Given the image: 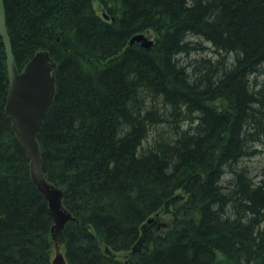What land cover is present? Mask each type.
<instances>
[{
  "label": "trees",
  "instance_id": "trees-1",
  "mask_svg": "<svg viewBox=\"0 0 264 264\" xmlns=\"http://www.w3.org/2000/svg\"><path fill=\"white\" fill-rule=\"evenodd\" d=\"M5 7L19 71L40 50L57 63L38 141L73 219L55 240L0 35V264H53L62 245L66 264H264V166L247 163L264 151V0Z\"/></svg>",
  "mask_w": 264,
  "mask_h": 264
},
{
  "label": "water",
  "instance_id": "water-1",
  "mask_svg": "<svg viewBox=\"0 0 264 264\" xmlns=\"http://www.w3.org/2000/svg\"><path fill=\"white\" fill-rule=\"evenodd\" d=\"M0 35L7 52L9 87L6 111L11 116L14 131L19 136L31 160L34 182L49 202L50 211L55 220L52 231L53 236L56 237L65 224L73 219V215L62 207L63 191L50 183L43 173V159L38 134L45 115L54 100L57 63L50 56L49 50H40L28 61L24 70L19 71L12 51L5 0H0ZM135 41L141 42L147 48L154 44V40L149 39L145 33L134 35L131 43ZM153 221L154 217L148 220V222ZM161 225L166 226L165 224ZM53 264H66V258L63 253L58 251V248Z\"/></svg>",
  "mask_w": 264,
  "mask_h": 264
},
{
  "label": "rangeland",
  "instance_id": "rangeland-1",
  "mask_svg": "<svg viewBox=\"0 0 264 264\" xmlns=\"http://www.w3.org/2000/svg\"><path fill=\"white\" fill-rule=\"evenodd\" d=\"M96 6H97L98 9L100 8V6H98V3H96ZM99 12H101L100 9H99ZM145 34L147 35V37L149 39H154V32L153 31H148ZM247 163L250 166V170H252L253 173H257L261 169V167L264 166V151H262L257 156L251 157L247 161ZM64 248L65 247L62 245V247L58 248V251H60L61 253L65 254V249ZM56 253H57V248L54 247L53 253H52V258L55 257ZM117 255L120 258H122L124 254L119 252Z\"/></svg>",
  "mask_w": 264,
  "mask_h": 264
},
{
  "label": "bare ground",
  "instance_id": "bare-ground-1",
  "mask_svg": "<svg viewBox=\"0 0 264 264\" xmlns=\"http://www.w3.org/2000/svg\"><path fill=\"white\" fill-rule=\"evenodd\" d=\"M96 3H98V2H95V4H96ZM5 8H6V7H5ZM6 16H7V14H6ZM104 16H105L106 19H108V17H109L108 15H104ZM7 25H8V22H7ZM135 42H139V41H135ZM135 42H134V43H135ZM140 43H141V42H140ZM130 44H133V43H131V40H130ZM4 45H5V44H4ZM141 45H142V43H141ZM142 46H143V45H142ZM144 47H145V46H144ZM6 102H7V101H6ZM16 134H17V133H16ZM48 203H49V202H48ZM65 211H66V210H65ZM50 212H51V211H50ZM52 217H53V216H52ZM53 220H54V218H53ZM54 225H55V220H54ZM54 225H53V227H52V230H53V228H54ZM52 234H53V231H52ZM53 238L56 240V237L53 236ZM56 248H60V247H59V246H56ZM107 250H108V249H107ZM56 254H57V253H56ZM55 256H56V255H55ZM64 256H65V254H64ZM54 258H55V257H54ZM54 258H52V262H53ZM65 258H66V257H65Z\"/></svg>",
  "mask_w": 264,
  "mask_h": 264
}]
</instances>
